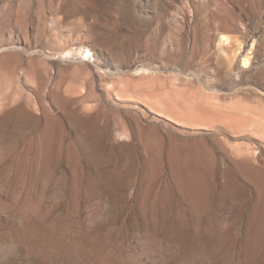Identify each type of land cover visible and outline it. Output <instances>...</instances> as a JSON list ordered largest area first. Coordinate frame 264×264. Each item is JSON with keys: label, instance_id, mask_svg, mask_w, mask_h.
Here are the masks:
<instances>
[{"label": "rangeland", "instance_id": "rangeland-1", "mask_svg": "<svg viewBox=\"0 0 264 264\" xmlns=\"http://www.w3.org/2000/svg\"><path fill=\"white\" fill-rule=\"evenodd\" d=\"M0 264H264V0H0Z\"/></svg>", "mask_w": 264, "mask_h": 264}, {"label": "bare ground", "instance_id": "bare-ground-1", "mask_svg": "<svg viewBox=\"0 0 264 264\" xmlns=\"http://www.w3.org/2000/svg\"><path fill=\"white\" fill-rule=\"evenodd\" d=\"M223 37H225V36H223ZM222 37V38H223ZM229 42V41H228ZM227 43V42H226ZM250 63V61H249V59L247 58V59H244V62H243V66L246 68V66H248V64ZM248 69V68H247Z\"/></svg>", "mask_w": 264, "mask_h": 264}]
</instances>
